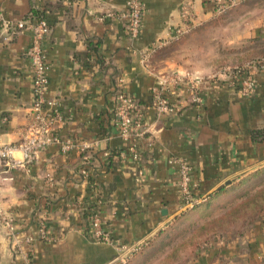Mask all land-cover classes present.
Instances as JSON below:
<instances>
[{"label": "crops", "instance_id": "obj_1", "mask_svg": "<svg viewBox=\"0 0 264 264\" xmlns=\"http://www.w3.org/2000/svg\"><path fill=\"white\" fill-rule=\"evenodd\" d=\"M143 1L144 30L132 40L121 17L127 0H0V144L20 140L34 100L27 56L32 34L2 32L3 25L44 11L51 27L44 44L50 66L46 97L64 115L60 137L90 146L85 154L51 146L32 163L4 174L2 208L14 216L17 234L9 237L0 223V264H118L123 247L143 252V245L184 211L177 160L189 162L200 203L224 199L264 173V142L253 138L264 130V70L257 75L256 91L244 95L221 83L224 67L193 69L204 102L192 105L175 91L171 98L183 108L161 116L151 108L152 90L162 75L184 70L169 62L159 65L154 55L149 65L142 61L151 47L174 40L181 9L189 2L197 26L224 23L239 29L224 34L225 45L240 55L231 66L264 59V0H245L219 17L206 0ZM110 12L117 16L109 17ZM254 47L258 50L248 54ZM121 81L146 114L150 132L145 138L127 142L114 126ZM134 146L141 153L138 162L128 151ZM15 158L23 161L20 153ZM94 212L108 243L92 238ZM42 222L47 237L41 235ZM145 254H135L129 264H147ZM184 264H264V226L216 238Z\"/></svg>", "mask_w": 264, "mask_h": 264}, {"label": "built area", "instance_id": "obj_2", "mask_svg": "<svg viewBox=\"0 0 264 264\" xmlns=\"http://www.w3.org/2000/svg\"><path fill=\"white\" fill-rule=\"evenodd\" d=\"M245 0H206L212 7V14L215 17L222 16L236 8ZM146 15V5L143 0H127L126 10L121 17L125 20L126 32L132 40L141 37L144 30V18ZM109 17H116L115 12H110ZM182 25L174 32V40L180 39L186 34L192 32L196 27V14L193 2H189L181 9ZM12 33H21L29 31L32 34V42L27 50V56L33 69V92L34 100L31 106V113L28 123L21 131V138L17 143L0 144V223L5 228L9 237L14 238L17 234L16 222L14 216L4 211L1 203L2 186L4 174L8 169L17 168L24 163H32L36 160L38 154L51 147L60 146L63 153H68L71 149L77 148L81 154L88 153L90 146L85 142L77 144L72 140H66L60 137L59 130L65 123L63 113L58 109V104L48 100L46 97L49 86L50 66L47 61L45 51V41L48 38L51 27L46 16L38 20H21L16 23H6L3 25L4 31ZM7 39V38H5ZM164 44H157L143 53L142 61L147 66L151 62L154 53ZM264 70V59L249 62L245 65L224 67L218 77L222 79L221 83L235 88L244 95L253 94L257 87V75ZM217 77V76H216ZM122 82V81H121ZM116 92L115 106L113 109V122L119 136L125 140H137L145 138L150 132V126L146 119L144 110L138 105L137 100L129 94L123 82ZM182 93L187 95L192 105H201L204 100L199 89L198 80L188 75L178 73H167L161 76L158 87L152 90L153 108L159 115H173L179 113L183 108L181 102L173 101L171 96ZM132 160L140 161L141 153L134 146L128 149ZM20 153L22 160H17L15 154ZM111 153H105L110 156ZM179 164V192L183 199L182 208L184 210L198 205L194 188L192 186V168L189 162L185 160L175 161ZM82 174L87 176V171L82 170ZM89 225L92 238L96 242H110L108 233L103 227V222L98 212L90 215ZM42 237H47L45 224L41 223L40 229ZM140 248L135 246L127 249L123 247L118 262L126 263Z\"/></svg>", "mask_w": 264, "mask_h": 264}, {"label": "rangeland", "instance_id": "obj_3", "mask_svg": "<svg viewBox=\"0 0 264 264\" xmlns=\"http://www.w3.org/2000/svg\"><path fill=\"white\" fill-rule=\"evenodd\" d=\"M235 31L239 29L224 23L197 26L189 34L159 48L154 53V61L159 65L169 62L170 67L184 70L178 74H190L191 77L193 69L204 65L218 70L226 66L234 67L231 64L238 63L240 55L236 53L237 49L226 46L224 40L225 35ZM256 50L257 47H254L247 53L252 54ZM222 197L224 199L212 198L184 210L172 220L168 230L155 240L148 241L152 245L146 242L143 252L142 248L139 249L125 264H129L135 254L145 252L147 264H184L216 238H235L251 228L264 226V173Z\"/></svg>", "mask_w": 264, "mask_h": 264}, {"label": "trees", "instance_id": "obj_4", "mask_svg": "<svg viewBox=\"0 0 264 264\" xmlns=\"http://www.w3.org/2000/svg\"><path fill=\"white\" fill-rule=\"evenodd\" d=\"M45 16V12L42 11V12H33L31 13L26 19L24 20H32V21H35V20H38L40 19L41 17ZM138 103V102H137ZM139 105V103H138ZM140 106V105H139ZM141 107V106H140ZM253 138L256 139V140H260L261 142H264V130H257L253 133ZM113 154L110 155L111 158H113ZM110 158V159H111ZM240 236V235H239Z\"/></svg>", "mask_w": 264, "mask_h": 264}]
</instances>
